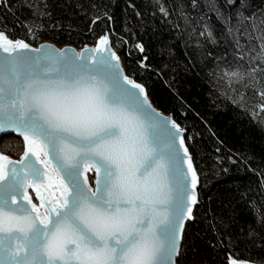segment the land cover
Returning a JSON list of instances; mask_svg holds the SVG:
<instances>
[{
	"label": "snow or ice",
	"instance_id": "1",
	"mask_svg": "<svg viewBox=\"0 0 264 264\" xmlns=\"http://www.w3.org/2000/svg\"><path fill=\"white\" fill-rule=\"evenodd\" d=\"M110 49L100 37L92 51L109 55L93 58V67L52 68L39 58L31 70L15 61L0 67V134H19L25 148L19 161L0 153V264H177L183 222L199 202L197 173L180 125L166 122L175 130L166 158L156 134L164 120L155 119L144 87L122 76L124 87L104 71L119 68ZM0 50L30 48L0 31ZM176 159H186L187 172ZM93 168L95 188L80 180ZM53 186L59 198L41 196ZM229 264L255 262L229 256Z\"/></svg>",
	"mask_w": 264,
	"mask_h": 264
},
{
	"label": "trees",
	"instance_id": "2",
	"mask_svg": "<svg viewBox=\"0 0 264 264\" xmlns=\"http://www.w3.org/2000/svg\"><path fill=\"white\" fill-rule=\"evenodd\" d=\"M0 31L79 48L108 33L187 132L199 202L178 264H264V0H0ZM21 143L3 135L0 151L19 156Z\"/></svg>",
	"mask_w": 264,
	"mask_h": 264
},
{
	"label": "water",
	"instance_id": "3",
	"mask_svg": "<svg viewBox=\"0 0 264 264\" xmlns=\"http://www.w3.org/2000/svg\"><path fill=\"white\" fill-rule=\"evenodd\" d=\"M105 35H107L109 37V40H110V44H111L110 51L116 53V51L114 50V48L112 46V40L110 38V35L108 33H106ZM19 40H22V39H19ZM24 42L29 45L30 50H21V51H18L16 53H13L11 56H9L8 53H5L2 50H0V67H3L5 62L15 61L21 66L22 70H31V62L33 60H35L36 58H39L40 65H42V66L51 65L52 68L62 67L65 62L78 64V65L83 64V65H87L89 67H93L94 66L93 65V58H96L98 60L101 55H103L105 57H107L109 55V53H96V52L92 51V49H94L98 46L99 40L96 42V44L85 45L81 48L76 47V46L71 45V44H65V45L60 46V45L56 44L55 42H52L49 40H43L40 43H38L37 45L30 44L27 41H24ZM100 47H103V45H100ZM35 49H39V51H34ZM116 55L119 57V62H118L119 68H109V69H104V71L107 73H110L114 76H118L120 83L124 87H130V86L123 83L122 76H127L129 79H132V80H134V79L131 78L127 74V71L125 69L122 58L117 53H116ZM112 63L116 64L117 61H112ZM121 70H122V75H121ZM134 81L136 83H139L140 85H142L140 82H138L136 80H134ZM144 89H145V92L147 93L148 102L150 103L151 108L155 110V113L159 114L158 116H156L154 113L155 119L161 120L163 118V120H164V123L161 124V127L157 131L156 134L159 136V141H158L159 146L162 150H164L166 158H167V149L165 148V144L167 142H169L171 139V137L169 136V133H174L175 130L172 129L171 125L167 124L166 122L171 121V120H174L176 122V120L174 119V116L172 114L163 112L160 108H158L152 102V100H150V97L148 95L146 88H144ZM132 91H138V90L133 89ZM142 98L143 97H141V99ZM176 123H178V122H176ZM180 127L182 129L181 134L184 137V147L189 149L187 146L186 137H185L187 132L181 125H180ZM7 134H15L16 136H19L23 139L22 136H20L19 134L15 133V132L2 133V134H0V139L3 135H7ZM175 149L178 151L179 156L183 157V155H184L183 154V148L180 147L178 141L175 143ZM0 153H2V152L0 151ZM188 155L191 156V158H192V155H191L189 150H188ZM7 156L12 161H19L21 159V157L23 156V153L18 158L11 157L10 155H7ZM192 161H193V158H192ZM5 163H7V162H5ZM192 165H193V168L195 169V171L197 173V170H196L193 162H192ZM173 166L178 170H182L184 172L188 171L186 159H184L183 161L180 159L174 160ZM89 171H91L94 174V179H92L93 180L92 185L90 184L89 180L87 179L86 186H91L92 188H95L97 175H96V171L94 168L91 170H88V171H82V174L80 176V180H81V182H83L85 177L88 178V172ZM188 177H189V179L191 178L190 172H188ZM197 177H198V181H199V176L197 175ZM197 187H199V182L197 184ZM197 187H196L195 191H196L197 197L199 199ZM28 192H29V195L32 197L33 203H35V204H37V206H39L40 198L37 197V193L32 189H29ZM40 193H41V196L46 198V199H49V198L55 199V198L60 197V190L55 186L47 188V189L41 188ZM41 211H43V209H41ZM193 213H194V211H193ZM188 221L189 220L186 219L183 222V231H182L181 236L178 240L180 250H181V245H182V241H183L182 239H183V235H184L185 226H186ZM235 259L237 261H246L243 259H237V258H235ZM177 264H178V258H177Z\"/></svg>",
	"mask_w": 264,
	"mask_h": 264
},
{
	"label": "flooded vegetation",
	"instance_id": "4",
	"mask_svg": "<svg viewBox=\"0 0 264 264\" xmlns=\"http://www.w3.org/2000/svg\"><path fill=\"white\" fill-rule=\"evenodd\" d=\"M18 137H19V136H18ZM20 138H21V137H20ZM21 141H22V143H21V144H22V152L19 154V156L22 155V153L24 152V149H25V148H24V141H23L22 138H21ZM10 156H11V155H10ZM19 156H11V157L18 158ZM90 176H93L92 179H94V174H93L91 171L88 172V178H87V179L89 180L90 184L92 185V184H93V180H92V179H91V180L89 179Z\"/></svg>",
	"mask_w": 264,
	"mask_h": 264
}]
</instances>
